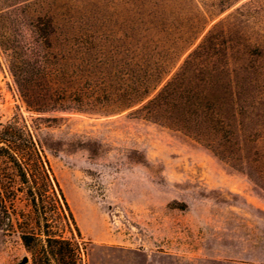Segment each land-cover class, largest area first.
<instances>
[{
    "label": "rangeland",
    "instance_id": "obj_1",
    "mask_svg": "<svg viewBox=\"0 0 264 264\" xmlns=\"http://www.w3.org/2000/svg\"><path fill=\"white\" fill-rule=\"evenodd\" d=\"M36 9L79 91L29 108L0 49V127L19 122L43 147L48 230L70 242L68 263L264 264V0ZM27 199L14 203L27 218L0 232V264L46 262L42 237L21 238L44 233Z\"/></svg>",
    "mask_w": 264,
    "mask_h": 264
},
{
    "label": "trees",
    "instance_id": "obj_2",
    "mask_svg": "<svg viewBox=\"0 0 264 264\" xmlns=\"http://www.w3.org/2000/svg\"><path fill=\"white\" fill-rule=\"evenodd\" d=\"M38 1L0 0V49L7 58L10 72L24 101L32 109L34 105H41L48 99L51 101L62 97L70 100V94L79 91L77 83L81 82L78 67L68 68L53 47L46 30L53 28V20L46 17L47 14L44 17L40 15V10L36 9ZM177 77L179 75L169 81L152 102L160 101ZM71 84L75 85L74 89ZM33 90H41L44 95L39 93L35 96ZM43 153V147L19 122L0 127V172L4 174H0V232L11 233L21 223L20 217L22 220L27 218L24 212L18 215L14 204L18 194L22 193L27 196L28 206L32 209L29 215L37 217L36 228L40 232L44 230L43 234L36 233L33 227L30 232H22L25 246L31 248L32 241L42 237L46 255L43 264H52L54 261L58 262L55 264H70L67 261L68 257L73 256L70 242L50 235L48 230L46 208L54 203L51 195L56 191ZM8 165L15 167L16 178L7 176ZM55 185L60 191L56 182ZM61 197L64 200L62 193Z\"/></svg>",
    "mask_w": 264,
    "mask_h": 264
},
{
    "label": "water",
    "instance_id": "obj_3",
    "mask_svg": "<svg viewBox=\"0 0 264 264\" xmlns=\"http://www.w3.org/2000/svg\"><path fill=\"white\" fill-rule=\"evenodd\" d=\"M28 258H25L24 260H23V262L22 263H20V264H27L28 263Z\"/></svg>",
    "mask_w": 264,
    "mask_h": 264
}]
</instances>
